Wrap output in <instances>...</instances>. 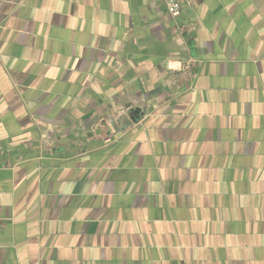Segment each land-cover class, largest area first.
<instances>
[{
    "label": "crops",
    "instance_id": "crops-1",
    "mask_svg": "<svg viewBox=\"0 0 264 264\" xmlns=\"http://www.w3.org/2000/svg\"><path fill=\"white\" fill-rule=\"evenodd\" d=\"M178 1L0 0V264H264V0Z\"/></svg>",
    "mask_w": 264,
    "mask_h": 264
},
{
    "label": "built area",
    "instance_id": "built-area-1",
    "mask_svg": "<svg viewBox=\"0 0 264 264\" xmlns=\"http://www.w3.org/2000/svg\"><path fill=\"white\" fill-rule=\"evenodd\" d=\"M165 1V6L166 9L168 11V13L170 14V16L174 19H177L180 17L181 15V4L178 0H164ZM180 28L182 30L185 31H192L194 30L196 27L195 25H193L192 23H184L180 25ZM1 224H0V229H1Z\"/></svg>",
    "mask_w": 264,
    "mask_h": 264
},
{
    "label": "water",
    "instance_id": "water-1",
    "mask_svg": "<svg viewBox=\"0 0 264 264\" xmlns=\"http://www.w3.org/2000/svg\"><path fill=\"white\" fill-rule=\"evenodd\" d=\"M133 112H134L135 114L139 113V112H140V108H139V107H135V108L133 109Z\"/></svg>",
    "mask_w": 264,
    "mask_h": 264
}]
</instances>
